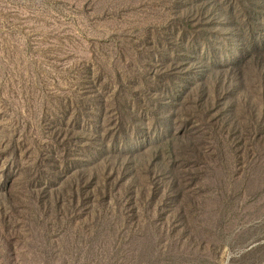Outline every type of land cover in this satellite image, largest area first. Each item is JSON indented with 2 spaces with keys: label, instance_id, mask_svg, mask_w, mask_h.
<instances>
[{
  "label": "rangeland",
  "instance_id": "obj_1",
  "mask_svg": "<svg viewBox=\"0 0 264 264\" xmlns=\"http://www.w3.org/2000/svg\"><path fill=\"white\" fill-rule=\"evenodd\" d=\"M0 264H264V0H0Z\"/></svg>",
  "mask_w": 264,
  "mask_h": 264
},
{
  "label": "trees",
  "instance_id": "obj_2",
  "mask_svg": "<svg viewBox=\"0 0 264 264\" xmlns=\"http://www.w3.org/2000/svg\"><path fill=\"white\" fill-rule=\"evenodd\" d=\"M182 136H183V134H181V133H178V136H177V138L181 139V138H182Z\"/></svg>",
  "mask_w": 264,
  "mask_h": 264
}]
</instances>
